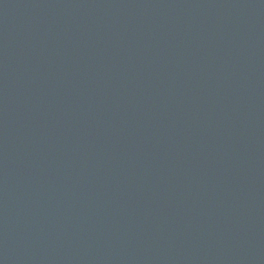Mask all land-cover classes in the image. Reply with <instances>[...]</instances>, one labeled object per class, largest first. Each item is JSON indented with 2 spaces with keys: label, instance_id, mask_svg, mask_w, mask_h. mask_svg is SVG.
<instances>
[{
  "label": "water",
  "instance_id": "water-1",
  "mask_svg": "<svg viewBox=\"0 0 264 264\" xmlns=\"http://www.w3.org/2000/svg\"><path fill=\"white\" fill-rule=\"evenodd\" d=\"M0 264H264V0H0Z\"/></svg>",
  "mask_w": 264,
  "mask_h": 264
}]
</instances>
